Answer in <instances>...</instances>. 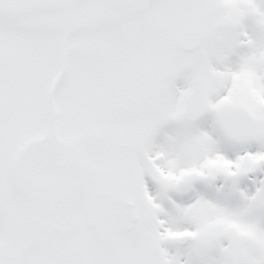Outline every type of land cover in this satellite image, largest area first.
Here are the masks:
<instances>
[{
    "label": "snow or ice",
    "instance_id": "1",
    "mask_svg": "<svg viewBox=\"0 0 264 264\" xmlns=\"http://www.w3.org/2000/svg\"><path fill=\"white\" fill-rule=\"evenodd\" d=\"M0 264H264V0H0Z\"/></svg>",
    "mask_w": 264,
    "mask_h": 264
}]
</instances>
